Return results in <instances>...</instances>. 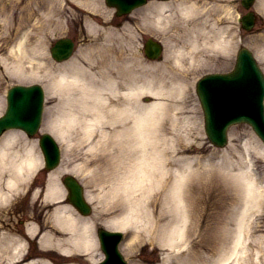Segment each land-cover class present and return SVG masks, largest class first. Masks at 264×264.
I'll return each mask as SVG.
<instances>
[{
  "label": "bare ground",
  "instance_id": "bare-ground-1",
  "mask_svg": "<svg viewBox=\"0 0 264 264\" xmlns=\"http://www.w3.org/2000/svg\"><path fill=\"white\" fill-rule=\"evenodd\" d=\"M48 1L46 5L52 8V0ZM21 11H26L24 23L33 19L30 6H22ZM202 16L200 7L191 0L150 4L140 20L147 30L162 28L168 53L161 62L130 57L131 61L124 63L117 46L106 45L95 49L94 53L100 52L97 60L87 58L90 66H82L77 57L57 64L59 69L51 80L61 103L47 122L58 140L66 143L65 156L72 151V157H81L73 165L64 157L62 172L87 170L97 184L105 180L101 188L105 208L113 210L104 225L133 232L126 243L128 253L135 237L169 249L160 264L248 263L245 241L258 211L264 209V172L257 170L264 145L255 134L250 133L238 145L232 143L230 151L221 153L220 171L215 173L218 183L211 182L210 176V186L202 194L201 189L197 192L188 186L193 161L184 154L185 117H179L188 105L189 77L198 72L197 64L218 59L208 53L223 57L233 50L232 39L213 24L207 29ZM24 38L23 31L17 39L20 50H25ZM93 67L99 69L95 72ZM143 95L156 100L143 102ZM71 131L72 138L78 136L79 150L67 139ZM17 135V131H9L0 138V170L6 166L5 183L10 188L0 190V200H7L11 190L25 187L21 182L42 164L40 154L28 147L11 151L10 144ZM171 161L179 166L173 169L168 185L164 177L171 171ZM57 174H49L45 188L46 201L56 200V204L44 214L42 205L43 216L26 223L23 237L9 236L6 250L0 248V254L7 255L6 263L22 261L31 240L37 243L36 253L20 264H96L102 258L94 221L57 201L62 190ZM37 193L34 190L33 195ZM226 200L229 203L225 205ZM262 235L255 242L264 247ZM189 237L193 238L192 245ZM200 247L211 252L205 253ZM256 254L263 262L264 249Z\"/></svg>",
  "mask_w": 264,
  "mask_h": 264
},
{
  "label": "rangeland",
  "instance_id": "rangeland-1",
  "mask_svg": "<svg viewBox=\"0 0 264 264\" xmlns=\"http://www.w3.org/2000/svg\"><path fill=\"white\" fill-rule=\"evenodd\" d=\"M27 1L28 0H0V111L3 107L2 99L5 90L10 84L14 82H41L44 85V88H46L45 109L43 122L41 124L42 130L51 129L50 127L52 125H49L47 121L52 113L53 115L55 114L58 107L57 103H61L59 102L58 95L54 92V84H51L53 76L59 69V67H57V64L59 63L55 62L49 54V46L56 38L62 35L74 36L76 38L74 57H77V61H79L84 67L90 66L87 61L88 57H93V59L96 60L100 57V52L94 53L95 49L97 47L103 49L106 45L108 47L117 46L118 51H121L120 55H122L123 61H125L124 63H126V60L127 62L131 61L130 57L133 59L137 58L147 62H153L154 60H148V58L144 56L142 43L148 36L160 40L165 38L162 36V28L152 27L150 30H147L142 25L140 17L143 15L144 6L146 5L135 9L127 16V19L124 20L123 24L116 26V21H114L113 24L111 23V25L107 24L113 10L112 8L110 10L104 5L103 0H98L100 2V7L95 10L99 16L95 13H89V6L93 3L92 0H72V2L69 0H52L50 1L53 3L52 8L49 4L45 6L44 1L40 2V7L38 6L39 8L35 6L36 2H33L31 5L28 4V6L35 10L33 16H39V18L33 17L30 22L26 19V22L21 24L19 13L22 6L25 5ZM152 1L157 0H150L151 3H154ZM196 1L198 2V5H202L200 7L202 9L201 11L205 12L204 17H207L206 25L214 23L222 29L221 34L226 38L232 39L233 42V50L230 51V53L222 55L224 58L221 57L219 53L211 52L208 54L214 55L215 57H218V59H209L196 65L199 68L198 72L192 74L190 77L188 76L189 82L191 81L188 94L189 101H187L188 105L185 106L184 112L180 111L179 118L185 117V121L183 122V142L187 146V151L184 154L193 161L188 176V186L196 189L197 192L201 189L202 194L204 193V190L210 186L208 180L210 176L212 177L211 182L216 181L217 174L215 173L220 171L218 165H220L222 161L221 153L229 150L230 145H233L234 143V145H238L241 143V140L249 136L250 133H254L248 124L238 123L229 128V141L226 146L215 147L210 144L203 130V116L195 93V81L205 72L226 71L230 69L234 63L236 48L241 44L246 45L253 51L258 63L264 71V0H256L253 8L258 12V18L253 29L248 32L240 29L237 20V16L245 12V9L239 3V0ZM47 2L49 1L46 0V3ZM74 10H76V12ZM79 11L85 12V14L79 15ZM80 16H82L83 21L80 20ZM11 18L13 19L11 20ZM21 25L26 29L21 30ZM22 31L25 32L26 36L25 40L23 39L25 50H20L17 47L16 41ZM7 47H12L10 52H8ZM84 57H86V59H84ZM3 59L4 62H2ZM8 60L14 61V66L18 65V68L11 67L7 69L5 63ZM19 62L22 63L21 66H27V69H21ZM32 62L37 66L33 71V68L31 67ZM43 62L47 64V67L44 64L43 67H41ZM191 66L193 67L195 65ZM131 67H133L132 70H135L133 64ZM93 69V71L96 72L99 68L95 69L93 67ZM30 74L32 76H30ZM148 99L153 100L155 98L149 95H143L141 97L143 102L145 100L148 101ZM104 128L106 129L107 126H104ZM95 129L97 130L96 127ZM96 130L93 131V134H96ZM77 138L78 136L72 138V131L68 132L67 139L75 146V150H79ZM61 146L66 162L72 163L73 165L81 160L80 155L72 157V151L65 156L66 143L61 141ZM178 164V162L171 161V171L166 173L164 183L170 185L173 180V169H177L179 166ZM257 170L260 172L264 171V157L257 163ZM77 172L84 187H86L88 194H91L92 196L91 201L93 204V213L90 216H92L97 223L102 224V222L112 214L111 211L113 210V207L112 210L105 208V196H103L101 192L105 180H102L97 184L96 180L87 170ZM161 181L163 182V178ZM154 191L157 192L156 190ZM24 198H27V196L22 197V205L25 204ZM114 200L115 198L111 199L112 202H114ZM228 203L229 200H226L225 205ZM259 219L260 220H257L256 223L254 222L248 236L249 241L247 243V251L250 254V261L252 257L253 259L255 258L257 250L264 249V247L260 246L261 242H255L259 241L258 236L260 234H264V209L260 212ZM132 233L133 232L130 229L124 230V239L120 243V250L128 260V263L135 261L139 264H160L162 262V256L169 249H165L151 240L135 237L132 250L128 253L126 251V243L130 237H132ZM194 233V236H196L197 232ZM192 237H189V244L193 241ZM31 249L33 251L35 247L32 245ZM200 249H203L205 253L211 252V250H207L206 248L200 247ZM251 252L253 253L252 256ZM260 252L263 254L262 251ZM175 254V252L172 253V255ZM256 259L258 258H255L254 261H258ZM254 261L252 264H256Z\"/></svg>",
  "mask_w": 264,
  "mask_h": 264
},
{
  "label": "water",
  "instance_id": "water-1",
  "mask_svg": "<svg viewBox=\"0 0 264 264\" xmlns=\"http://www.w3.org/2000/svg\"><path fill=\"white\" fill-rule=\"evenodd\" d=\"M251 0H248L247 4ZM250 17V16H249ZM245 27H250L252 18L244 19ZM70 39L59 40L52 48V55L61 59L71 52ZM22 94L15 98L16 91ZM197 91L205 111V129L209 139L218 145L225 140V130L229 123L236 120H247L254 125L264 137V118L262 116L261 99L264 93V78L255 67L250 52L242 48L238 53L235 69L227 74H212L198 82ZM11 103L6 113L0 117V128L16 125L32 132L39 121V106L42 90L39 85L22 87L20 85L9 89L8 97ZM45 155L47 167L57 163L58 149L54 139L47 133L40 140ZM66 185L72 190V202L82 211L87 212V204L83 201L78 183L66 176ZM75 191V192H74ZM74 192V195H73ZM102 246L107 254L101 264H125L116 248V240L120 238L118 231L111 232L99 229Z\"/></svg>",
  "mask_w": 264,
  "mask_h": 264
},
{
  "label": "flooded vegetation",
  "instance_id": "flooded-vegetation-1",
  "mask_svg": "<svg viewBox=\"0 0 264 264\" xmlns=\"http://www.w3.org/2000/svg\"><path fill=\"white\" fill-rule=\"evenodd\" d=\"M22 208L19 204H14L12 207H9L4 216H0V224L8 229H0L1 232L8 233H20V226L22 219L19 217ZM3 214V213H2Z\"/></svg>",
  "mask_w": 264,
  "mask_h": 264
}]
</instances>
